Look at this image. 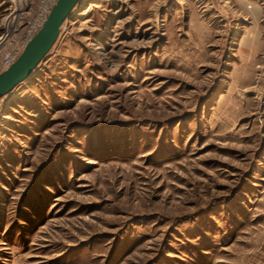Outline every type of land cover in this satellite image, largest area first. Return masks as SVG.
I'll list each match as a JSON object with an SVG mask.
<instances>
[{
    "label": "rangeland",
    "instance_id": "obj_1",
    "mask_svg": "<svg viewBox=\"0 0 264 264\" xmlns=\"http://www.w3.org/2000/svg\"><path fill=\"white\" fill-rule=\"evenodd\" d=\"M262 1L75 6L0 99V264H264Z\"/></svg>",
    "mask_w": 264,
    "mask_h": 264
},
{
    "label": "built area",
    "instance_id": "obj_2",
    "mask_svg": "<svg viewBox=\"0 0 264 264\" xmlns=\"http://www.w3.org/2000/svg\"><path fill=\"white\" fill-rule=\"evenodd\" d=\"M56 2L57 0H2L6 7L0 12L1 71L17 60L42 27ZM263 2L264 0L258 3L260 7H264Z\"/></svg>",
    "mask_w": 264,
    "mask_h": 264
},
{
    "label": "water",
    "instance_id": "obj_3",
    "mask_svg": "<svg viewBox=\"0 0 264 264\" xmlns=\"http://www.w3.org/2000/svg\"><path fill=\"white\" fill-rule=\"evenodd\" d=\"M82 0H57L39 31L17 60L0 72V99L26 80L55 44L61 26Z\"/></svg>",
    "mask_w": 264,
    "mask_h": 264
}]
</instances>
